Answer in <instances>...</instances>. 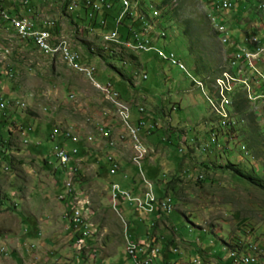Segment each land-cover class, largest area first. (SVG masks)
<instances>
[{
  "label": "rangeland",
  "instance_id": "rangeland-1",
  "mask_svg": "<svg viewBox=\"0 0 264 264\" xmlns=\"http://www.w3.org/2000/svg\"><path fill=\"white\" fill-rule=\"evenodd\" d=\"M32 1L38 19L58 20L69 46L95 64L99 82L125 88L122 99L144 108L152 129L141 133L146 154L136 163L128 130L91 79L0 28V69L8 71L0 73V135L8 144L0 152V264H139L128 255L130 241L159 248L152 264H229V251L264 264V99L248 97L261 93L257 71L233 53L244 37L264 36V0H235L228 12L215 8L218 0H169L160 24L141 14L154 27L152 39L167 33L158 44L176 56L159 51L174 61L105 40L113 30L127 41L118 36L124 27L116 26V10L98 13L111 31L85 35L73 33L85 22L76 10L65 13L70 1ZM129 1L134 12L137 0ZM213 17L223 19L227 42ZM55 144L77 151L66 167L53 157ZM114 181L131 200L152 189L160 201L168 196L172 211L113 200ZM75 211L82 225L72 229Z\"/></svg>",
  "mask_w": 264,
  "mask_h": 264
},
{
  "label": "built area",
  "instance_id": "built-area-1",
  "mask_svg": "<svg viewBox=\"0 0 264 264\" xmlns=\"http://www.w3.org/2000/svg\"><path fill=\"white\" fill-rule=\"evenodd\" d=\"M235 0H218L216 3L215 8H217L221 12H228L230 11L234 6ZM123 3L122 0H79L76 4L69 7L68 11L65 13H70L74 10H81L78 13H82V15H87V18L89 19V24H84L83 29H80L78 27H75L76 30L73 31V33L79 32L81 30L82 34H87L88 32H103V31H111V28H107L105 26L106 20L105 18H98L99 11H108L112 10V8L116 7V21L121 23L122 20H125L126 18L130 16H126V10H123ZM36 3L32 0H0V28L3 31L11 32L13 34L20 35V38L23 42L26 44L32 45L39 53H42L44 55H47L49 50L51 49V45L55 44V42L58 40L59 33H64L62 28H60V23L58 20L55 19H48L44 22H33L32 19V11L35 9ZM135 16V11H134ZM92 21L94 22V26L92 25ZM212 21L216 27V31L221 34V37L223 39V42L228 41V28L226 27L225 23L223 22V19L218 18L217 20L215 17L212 18ZM262 28H264V23L260 24ZM83 26V25H82ZM54 27H57V30H53ZM133 27H139V24H136ZM133 27L128 30L127 34L125 36H121L123 38H128V41L134 44H138L141 48V52L147 53V52H153L155 55L158 52V50H164L162 47L159 46L158 42L162 37L165 36H158L157 39H147V35L145 37H137V35H133ZM251 45H258V46H264V36L262 34L258 36H252V37H244L242 39V50H235L233 53H238L240 58H246V60H253L254 66L257 67V74L254 75V77H258L260 84H261V93H255L256 98H263L264 99V54L261 56H254V55H247V48ZM69 48V47H65ZM125 54V53H123ZM168 56V55H167ZM68 58L71 62L77 63V62H83L84 60L81 59V57L78 54H75L72 52L71 49H69V55ZM238 65V64H234ZM259 65V66H258ZM8 71H2L0 69V73L7 74ZM91 76V79H96V75L98 73H93L90 71V73H84ZM147 78V74L143 75V79ZM98 81V80H97ZM99 82V81H98ZM101 83V82H99ZM105 86V93H109L112 95L113 98H115L117 101L118 99H122L119 92L116 90L113 83H110L109 80H106L102 83ZM224 92V91H223ZM0 107H3V102L0 97ZM140 114L138 115V120L134 121V123L138 126V129L142 132L141 127L145 125V122L143 121V118L145 116L144 111H140L138 109ZM130 113V112H128ZM52 137H54L53 134H51ZM111 144V142H110ZM56 146L55 144L53 146V153L54 158L57 162V165L59 167H65L64 166V159H71L77 152L76 149H72L70 154H63V153H56ZM145 154H146V148H145ZM143 154V157L144 155ZM110 159V158H109ZM144 159V158H143ZM134 160V156H133ZM116 171L114 170V164L111 166L110 173L113 174ZM112 192V198L113 200H119L120 202L124 200V203L130 202L131 204L135 206V199H141L138 197H133V201H126V193H129V191H126L121 187L120 184H118L116 181L113 182V187H110ZM168 197V196H163ZM162 198V197H161ZM158 196L154 195V199H147V197H144L142 199V202H146L148 205V210H151V204L152 201H159L160 199ZM136 211H139V206H135ZM160 209H162L163 213L169 214L172 209H164L163 206H160ZM72 222L74 224V227H79L80 220L77 216L71 217ZM144 250H154L155 253H159V248L152 247L150 243H148V246H140V242H132L128 243V252H131L133 255V259ZM173 251H176L175 249ZM227 260H229L233 264H253L256 261V258L251 253H244V254H234L231 251L227 254L225 257ZM194 262L200 263L199 260L194 258ZM146 264H151L150 261H148Z\"/></svg>",
  "mask_w": 264,
  "mask_h": 264
},
{
  "label": "bare ground",
  "instance_id": "bare-ground-1",
  "mask_svg": "<svg viewBox=\"0 0 264 264\" xmlns=\"http://www.w3.org/2000/svg\"><path fill=\"white\" fill-rule=\"evenodd\" d=\"M59 1V0H58ZM68 1H70V4H68V5H70V6H72V5H74V4H76L78 1L77 0H63V4H67V2ZM122 1H124V3H123V10H126V12H128V11H130L131 9H130V7H128L129 6V3H130V1L129 0H122ZM56 2H57V0H56ZM216 2V1H215ZM61 3V2H60ZM62 4V5H63ZM131 4V3H130ZM138 4H139V1L137 0V6H138ZM64 6V5H63ZM259 7L260 8H263L264 9V5L263 4H260L259 5ZM130 9V10H129ZM35 12H36V8L32 11V19H33V22H44V21H47L46 19H44V18H39L40 19V21H39V19H38V17H37V13L35 14ZM159 13H160V11H159ZM41 16V15H40ZM142 20V22H143V24H144V26H143V30L144 31H142V33H150L151 35H152V32H153V26L152 25H150V24H148L144 19H141ZM162 20V19H161ZM211 21V20H210ZM116 23V22H115ZM118 25H119V23H116V26L118 27ZM117 29V28H116ZM160 29V28H159ZM113 31V30H112ZM111 31V32H112ZM111 32L110 33H108V34H110V35H108L107 33L106 34H104V36H105V40H107V41H112V43H117V44H121V45H123V46H126V47H129V48H131V49H134V50H137V51H141V48L139 47V45L138 44H134V43H131V42H126V41H118L116 38H115V36H116V33H114V34H111ZM218 32V31H217ZM98 33V32H97ZM137 33V32H136ZM141 33V34H142ZM219 33V32H218ZM167 34V33H166ZM14 35V37L16 38V39H18L16 36H15V34H13ZM115 35V36H114ZM135 35H137V37H145V36H140V33H137V34H135ZM147 35V34H146ZM149 35V34H148ZM61 34L59 33V35H58V40L55 42V44H53V45H51V49L49 50V52L47 53L48 55H51L52 57L53 56H59L61 59H62V61L65 63V64H67L69 67H71L73 70H75V72L77 71V72H79V73H82V75H85V76H87L89 79H91V76L90 75H87V74H84V73H90V71H92L93 73H97V70H96V67H95V64L91 61H87V57L86 58H82L78 53H76L70 46H69V44H68V42L66 41V39L63 37V36H61ZM156 36H157V38H158V36H164V34L163 33H161V31L160 32H158V33H156ZM220 36H221V34H220ZM18 37L20 38V35H18ZM166 37V36H165ZM147 39H152V38H150L149 36H147ZM18 40H20V39H18ZM223 41V40H222ZM124 42H126V43H124ZM111 45H114V44H111ZM116 46V45H115ZM65 47H69V48H65ZM116 48H118L117 46H116ZM69 49H71L72 50V52L73 53H75V54H78L80 57H81V59L82 60H84L83 62H77V63H74V62H71L70 60H69V58H68V55H69ZM236 50H242V44H240L239 46H237L236 47ZM157 53H160L161 55H162V58L163 59H165V60H168V61H174L173 60V58H174V56L171 54V55H169V56H167V55H165V54H163V53H161L159 50H158V52ZM139 54V53H138ZM264 54V46H255L254 48H250L249 46H248V48H247V55H254V56H261V55H263ZM175 55V54H174ZM176 56V55H175ZM234 56H235V60H236V62H238V61H244L245 63L247 62L248 63V66H249V68L250 69H252L253 71H257L256 69H255V66H254V62H253V60H246V58H240L239 57V54L238 53H234ZM159 57V56H158ZM178 59V58H177ZM180 60V59H179ZM181 61V60H180ZM94 64V65H93ZM177 64H179V66H180V68L181 69H183V70H185V67H184V65L182 64V63H180L179 61L177 62ZM235 64V63H234ZM145 74V73H144ZM143 74V75H144ZM142 78H143V76H142ZM193 79V81L197 84V82L198 81H196V80H194V78H192ZM257 79H258V81H259V78L257 77ZM91 81H92V84H93V86L94 87H96V89H98V90H101L103 93H104V95H105V97L108 99H110L109 101L110 102H112L113 103V105H114V107H115V109H116V112H117V115H118V117H119V121L120 122H122L123 123V126H124V128L126 129V130H128V135L130 136V138H131V140H132V147L134 148V151L136 152V157L134 158V161L136 162V163H139L140 164V162H141V160H142V158H143V154H145V147H144V145H143V143H142V140H141V131L138 129V126L132 121V120H130V113H128V112H130V110L132 109L131 108V104L129 103V102H127V101H125V100H123V99H118V101L115 99V98H113L112 97V95L111 94H109V93H105V86L102 84V83H99L96 79H91ZM110 83H112L111 81H109ZM245 84V83H244ZM259 84H260V81H259ZM197 86H200V85H198L197 84ZM203 86H201V88H202ZM215 87H216V85H215ZM260 87H261V84H260ZM248 90V89H247ZM100 91V92H101ZM248 92V97L250 98V99H254V97H255V95L253 96V94L251 93V92H249V91H247ZM252 96H253V98H252ZM223 104V103H222ZM223 106V105H222ZM138 109H140V111H144V108H142L141 106L140 107H138ZM101 132H105L104 131V129L102 128L101 130H100ZM143 139V138H142ZM113 144V142H111V145ZM114 145V144H113ZM56 153H63V154H70L71 153V151H66V150H59V149H57V147H56ZM71 161V159H64V166L66 167V165H68V163ZM114 167L117 169V167H116V164H114ZM125 175V174H124ZM111 187H113V184L111 185ZM153 190V189H152ZM152 190L151 191H148L147 193H146V196L145 197H147V199H154V194H153V192H152ZM130 194V193H129ZM126 195L127 196H129L128 195V193H126ZM126 196V197H127ZM130 197V196H129ZM131 197H133V196H131ZM165 199H166V201L164 200H162V201H160V203H159V201H152V204H151V210H148V205H147V203L146 202H142V201H140V200H138V199H136V201L138 202H135V205H137V206H139V211H141V210H144V212L145 211H147V213L148 212H152L153 211V208L155 207V204L154 203H157V205L159 206V208H160V206H163L164 207V209H172V203H170V199H168V198H166V197H164ZM127 201H133V200H131L130 198H128L127 197ZM163 199V198H162ZM168 199V200H167ZM172 202V201H171ZM153 204H154V207H153ZM157 206V207H158ZM162 210V209H161ZM154 212V211H153ZM74 216H77V217H79V220H80V224L82 223V220H81V215H79V212H76L75 211V213L73 214ZM142 246H146L145 244L144 245H142ZM148 246V245H147ZM127 251H128V247H127ZM143 251H141L136 257H135V261H138V262H140L139 264H146L148 261H150V263L152 264V261H153V258L157 255V253H155L154 252V250H147L146 252H144V253H142ZM147 252H148V254H147ZM232 252V251H231ZM235 252H237L238 253V251H235ZM128 255L129 256H131V257H133V255L131 254V252H128ZM146 255V256H145Z\"/></svg>",
  "mask_w": 264,
  "mask_h": 264
},
{
  "label": "trees",
  "instance_id": "trees-1",
  "mask_svg": "<svg viewBox=\"0 0 264 264\" xmlns=\"http://www.w3.org/2000/svg\"><path fill=\"white\" fill-rule=\"evenodd\" d=\"M168 2H169V0H161V3L156 7V6H150V7H148L147 5H145V3H139L138 4V6H137V8H136V10H135V16H134V12L132 11V10H130V11H128V12H126V16H130V17H128V18H126L125 20H123L122 22H121V24L119 25V27L120 26H122V27H124V33H119L118 34V36H119V38L121 39V40H127L126 42H128V38H123V37H121V36H125L126 34H127V32H128V30H130L133 26H135L136 24H139V27H133V35H135V34H137V33H140L141 31H144L143 30V26H144V24L142 23V22H140V15L141 14H143V13H145L149 18H151V20L152 19H155V21H157V23H159L160 24V21H161V16H162V14L160 13V15L159 16H155L154 15V13L156 12V11H158L159 12V10H160V8L161 7H163V6H165L166 4H168ZM112 10H117L116 9V7H114V8H112ZM112 10H110V11H112ZM77 12H80L78 9L76 10ZM165 12L167 13L168 12V10H165ZM110 13V12H109ZM112 13V12H111ZM105 14H106V16L108 15V13H106L105 12ZM112 16H113V13H112ZM112 16H110L111 18H112ZM81 18L83 19V21L85 22V24H89L90 22H89V19L87 18V15H82L81 16ZM103 18H106V17H103ZM170 19V17H167V20H169ZM165 20V19H164ZM114 21H115V18H114ZM162 22V21H161ZM190 22V21H189ZM96 24V23H95ZM94 24V22L92 21V25L94 26L95 25ZM105 26L107 27V28H109V25H107V23L105 24ZM161 26V25H160ZM53 30H57V27H54L53 28ZM137 32V33H136ZM183 34L185 35V36H187L188 35V31L186 30V28H184L183 29ZM161 33H163L164 34V36H166L167 37V34H166V32L164 31V30H162L161 31ZM141 34V33H140ZM146 34V33H145ZM149 34V37L151 38V37H153L154 35H153V33H152V35L150 34V33H147V35ZM141 35H143L144 36V33H142ZM151 35V36H150ZM166 37H162V38H166ZM117 44V43H116ZM113 48H115V47H113ZM120 49H122V47L120 48ZM119 49V50H120ZM165 51V50H164ZM126 52V51H125ZM166 53H168V54H170V53H173L174 54V52H172V51H165ZM189 52H190V49H189ZM115 86V85H114ZM115 88H116V90L119 92V94H120V96H121V98H123L124 99V97H125V94L127 93L126 91V89L125 88H123V90L122 91H120L119 89H117V87L115 86ZM245 100L246 99H243V100H240V101H238V102H236L235 103V111H240V110H242V104L244 105L245 104ZM242 106V107H241ZM138 107H139V105H137V107L135 108H133L132 107V103H131V110H130V120H132L133 122L134 121H137L138 120V115L140 114V112L138 111ZM175 107H172V109H174ZM250 114H252L251 116H252V118L251 119H253L254 120V113H250ZM143 121L145 122V125H143L142 127H141V130L142 131H149V130H151L152 128V125H150V126H148L147 125V118H146V115L144 116V118H143ZM154 127V126H153ZM225 129V127H223V128H221V131L222 130H224ZM145 133V132H144ZM3 137L0 135V152L2 151L1 150V148H6L7 146H8V144L6 143V141H4L3 139H2ZM180 135L179 134H177V140H178V144H179V141H180ZM177 142V141H176ZM177 144V145H178ZM181 147H178V152H181L182 151V149H180ZM236 171V174H235V176H238V177H240V178H243V179H245V180H247L248 182H251V181H253L254 179V177L252 176V175H250V174H245V173H243V172H241L239 169H236L235 170ZM162 197V196H161ZM161 197H159V198H161ZM71 211V210H70ZM68 218H69V222H70V226H71V228L72 229H74V224H73V222H72V219H71V216H69L68 215ZM82 225V224H81ZM137 242V241H136ZM147 250H144L142 253H144V252H146ZM173 252H176V251H173ZM141 254V253H140ZM147 254H148V252H147ZM128 256V255H127ZM146 256V255H145ZM129 257V256H128ZM130 258V257H129ZM231 263V262H230ZM229 263V264H230Z\"/></svg>",
  "mask_w": 264,
  "mask_h": 264
},
{
  "label": "crops",
  "instance_id": "crops-1",
  "mask_svg": "<svg viewBox=\"0 0 264 264\" xmlns=\"http://www.w3.org/2000/svg\"><path fill=\"white\" fill-rule=\"evenodd\" d=\"M8 33L12 34V36L14 37L13 33H11V32H8ZM139 57H140V54H139ZM87 60H88V59H87Z\"/></svg>",
  "mask_w": 264,
  "mask_h": 264
}]
</instances>
